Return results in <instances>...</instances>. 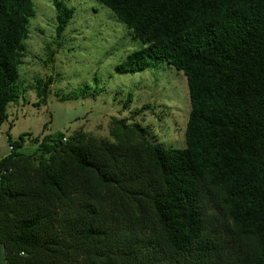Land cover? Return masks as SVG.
Wrapping results in <instances>:
<instances>
[{"label":"trees","instance_id":"trees-1","mask_svg":"<svg viewBox=\"0 0 264 264\" xmlns=\"http://www.w3.org/2000/svg\"><path fill=\"white\" fill-rule=\"evenodd\" d=\"M98 1L141 43L117 71L166 62L184 75V144L126 117L111 118V139L46 133L28 154L18 150L28 133L8 136L2 264H264V0ZM51 4L59 36L74 8ZM33 14L31 0H0V124ZM32 82L45 104L52 78Z\"/></svg>","mask_w":264,"mask_h":264},{"label":"rangeland","instance_id":"rangeland-1","mask_svg":"<svg viewBox=\"0 0 264 264\" xmlns=\"http://www.w3.org/2000/svg\"><path fill=\"white\" fill-rule=\"evenodd\" d=\"M31 1L34 14L28 18L23 63L18 65V96L6 106L7 119L0 124V156L8 152L7 137L16 139L20 133L29 134L18 148L25 154L34 150L31 139L46 133L70 134L80 128L111 139L112 117L148 127L162 144L183 146L189 103L181 71L166 62L134 72L117 71L115 64L141 43L98 0H63L74 10L59 36L51 0ZM48 75L52 82L46 102L36 106L30 85ZM81 90L94 96L63 99L68 92ZM128 93L131 101L123 110ZM142 104L149 107L131 112Z\"/></svg>","mask_w":264,"mask_h":264},{"label":"crops","instance_id":"crops-1","mask_svg":"<svg viewBox=\"0 0 264 264\" xmlns=\"http://www.w3.org/2000/svg\"><path fill=\"white\" fill-rule=\"evenodd\" d=\"M1 256H2V249H1V246H0V264H2V258H1Z\"/></svg>","mask_w":264,"mask_h":264}]
</instances>
